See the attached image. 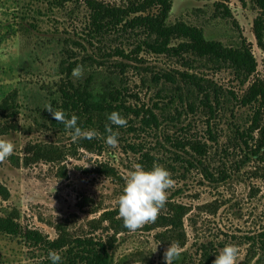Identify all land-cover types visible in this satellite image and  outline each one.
I'll return each instance as SVG.
<instances>
[{
  "label": "rangeland",
  "instance_id": "374dc122",
  "mask_svg": "<svg viewBox=\"0 0 264 264\" xmlns=\"http://www.w3.org/2000/svg\"><path fill=\"white\" fill-rule=\"evenodd\" d=\"M85 1L0 0V101L15 92L18 104L15 130L0 136V185L9 192L0 217L50 241H101L112 264H256L264 149L250 153L256 107L239 104L254 81L264 82L253 1L171 0L167 19L222 48L249 49L255 71L247 80L229 61L182 49L157 55L139 29L92 37ZM95 1L127 8L139 0ZM181 74L217 91L208 101L213 113ZM67 82L94 102L113 94L103 127L78 131L70 112L52 124ZM257 125L264 127V113ZM85 137L94 149L83 147ZM133 197L139 205L120 209ZM47 256L62 259L0 234V264Z\"/></svg>",
  "mask_w": 264,
  "mask_h": 264
},
{
  "label": "trees",
  "instance_id": "16d2710c",
  "mask_svg": "<svg viewBox=\"0 0 264 264\" xmlns=\"http://www.w3.org/2000/svg\"><path fill=\"white\" fill-rule=\"evenodd\" d=\"M76 2L77 0H61V2ZM259 16L253 22V34L257 46L264 53V0H252ZM85 6L89 11V28L92 37L104 38L107 35L118 34L125 29H139L150 40L144 43L148 50L157 55L169 54L172 51L182 49L190 51L199 56H208L217 60H225L232 63L233 67L243 75L247 80L255 71V62L249 51L245 47L242 49H225L219 44L207 42L203 38L200 31L195 28L178 23L173 26L167 24L169 12L172 7L171 0H139L131 3L127 8L111 7L102 2L95 0H86ZM183 40L178 48H171V41ZM75 68H69V75ZM188 83L194 85L202 95H204L205 108L213 113V108L208 104L211 93L217 95L215 89L210 92L207 87H203L198 81L193 80L190 76L181 74ZM106 93V92H105ZM103 94L99 101H93V95L87 89H74L67 82L64 89L60 90L61 105L59 114L53 115L52 124L59 125V115L66 116L65 112H70L76 117L75 128L89 129L98 124L103 127L104 117H110L112 110L113 94ZM242 106H255L254 115L252 117V126L250 131L259 132V138L255 140V147L250 149L253 156H259L264 149V127H259L260 118L264 113V82L260 80L254 81L247 89L245 95L239 101ZM18 115V104L16 102V93L12 92L6 95L0 101V136L7 135L15 130V120ZM95 119V122H94ZM92 138H83L82 145L85 149H94L90 142ZM246 146V143H245ZM40 153V152H38ZM260 158V157H259ZM102 174L114 175V170L108 166H101ZM264 171V167H263ZM0 197L7 199L9 192L0 185ZM137 200L126 198L120 203V209L129 206H137ZM0 234L11 237H20L26 243L32 246H39L49 252H60L61 260L53 261L54 258H44L40 264H112L109 249L106 245L91 238H77L69 240L65 235L60 236L53 241L43 237L35 230H27L20 226L13 217H0ZM260 251L256 264H264V234L261 235L255 243Z\"/></svg>",
  "mask_w": 264,
  "mask_h": 264
}]
</instances>
